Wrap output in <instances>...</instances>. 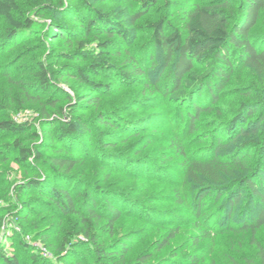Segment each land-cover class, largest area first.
<instances>
[{
    "label": "trees",
    "instance_id": "obj_1",
    "mask_svg": "<svg viewBox=\"0 0 264 264\" xmlns=\"http://www.w3.org/2000/svg\"><path fill=\"white\" fill-rule=\"evenodd\" d=\"M78 1L88 12L72 5V18L58 13L53 0L38 4L40 12L52 19V27L63 30L71 25L81 36L95 35L93 47L83 40L76 43L87 69L65 64V81L79 80L106 93L117 86L89 73L115 72L121 85L144 83L145 93L152 97L144 108L150 111L139 117L101 111L91 123L78 111L99 105L102 94L72 97L63 91L60 97H49L55 111L45 113L48 125L42 135L30 122L0 119V162L13 159L32 168V176L14 184L13 200L0 204V264H220L206 260L212 247L204 246L219 234H250L264 264V241L257 236L264 228V77L243 87L252 100L242 101L227 118L203 125L204 115L216 109L236 72L254 70L264 76V30H257L264 0H184L178 7L183 29L164 17L153 22L150 39L134 52L128 50L120 67L113 62L109 46L114 40H130L124 11L106 2ZM130 1L138 6L132 21L160 2ZM63 4L60 0L59 6ZM0 18L6 24L2 44L26 37L39 26L17 0H0ZM62 38L71 40L64 34ZM51 74L41 64L23 86L49 92L56 89ZM61 100L65 106H59ZM94 122L103 129L97 130ZM22 134L35 147L25 146ZM89 164L109 177L122 174L146 185L164 183L173 193L162 199L178 208H160L76 175ZM125 215L169 228L130 262L126 256L132 239L114 238L116 224ZM72 218L77 222L72 223ZM5 225L8 230L2 231ZM185 225L193 232L179 248L153 261ZM245 258V264H255Z\"/></svg>",
    "mask_w": 264,
    "mask_h": 264
},
{
    "label": "rangeland",
    "instance_id": "obj_2",
    "mask_svg": "<svg viewBox=\"0 0 264 264\" xmlns=\"http://www.w3.org/2000/svg\"><path fill=\"white\" fill-rule=\"evenodd\" d=\"M41 1L43 0H17L20 9L39 23L38 29L25 33L26 37L2 44L1 36L5 30L6 24L3 19L0 18V119L10 118L17 123L30 122L34 127L33 130L38 131L42 135L48 125L45 120V113L55 111V109L48 104L49 97L53 94H58L60 97L63 91L69 93L72 97L76 94H102L99 105L92 109L85 108L78 111V114H80L82 118L84 117L83 120H88L91 123L94 121L93 118H95L94 116L97 112L100 113L101 111H111V113L120 114V116L125 115L126 117L130 115L136 117L146 115V112L150 110L144 108V106H146L144 103L147 102L148 99L151 100L152 97H150L148 92L145 93V88L143 87L145 86L144 83H123L121 85L123 81L117 77L115 72L111 73L105 71L102 72L103 75L95 76L89 73L90 76L96 78L100 82H106L113 86H117L106 93H99L83 84L82 81L75 79H69V83L65 81V70H67L65 64L80 65L87 69L88 62L78 57L80 55L77 53L78 49L76 43L78 40H83L89 47H93L95 45L93 36L95 35L91 33L86 36H81L79 33L77 34L74 32L71 25L63 27V30L52 27V19L40 12L38 8V4ZM195 1L203 3L213 0ZM53 2L57 5L55 10L61 15L65 14L69 18H72V13L70 12L72 5L76 10L80 7L79 10L81 12L86 14L88 12L85 11L86 8L83 10V5L78 0H63L64 4L62 6H59L60 0H53ZM93 2L95 4L106 2L110 7L124 11L125 15L122 19L131 29L132 35L128 42L125 43L114 40L109 46V52L113 56V62L116 63L118 67L122 66L127 59L128 50L134 52L142 43L150 39L152 34L151 25L153 22L164 17L172 26H180L183 29V20L180 19L181 11H178V7L182 5L184 0H177L171 3L160 0V2L152 7L147 14L136 21H132L131 17H133L137 11L138 6L130 0L124 2L121 0H93ZM257 30H264V16ZM63 34L64 36H70L71 40L66 41L62 38ZM41 64H44V66L52 72L50 78L56 89L41 93L32 88L23 86V84L31 80L35 72L39 70ZM54 72L58 74H54ZM234 77V80L230 82L228 87L221 94L220 100L214 107L216 109L204 115L203 125L227 118V114L238 108L242 101L252 100V98H248V96L244 95L242 89L253 81H260L261 77L264 76L254 70H247L236 72ZM148 85H153V81L149 82ZM65 102V100H61L59 106L62 104L64 105ZM93 124L96 126L97 130L103 129L102 125L95 122ZM20 137L25 141V146L29 145L35 147L34 143L28 140L29 136L27 134H22ZM136 140L137 138L132 139L127 143V146H131ZM6 142L10 143L11 141L7 140ZM137 145L138 143H136V146ZM120 146L127 147L124 145ZM140 149L142 150V147H140L139 150ZM147 151L150 152L151 149H147ZM94 169H96L95 174ZM30 170H32V168L29 166H22L13 159L0 162V204L13 200L15 196L14 184L22 181L28 176H32V174L29 173ZM76 172L78 176L83 175L86 179L96 180L105 186H111L122 189L124 192H129L136 199L152 201L154 206L156 205L165 209L178 208L176 203L172 201L166 203V201L162 199L165 195L171 192L173 193L171 188L164 183L146 185L143 181L124 177L122 174H113L109 177V175L102 173L101 169L97 167L94 168L92 164H89L87 167L83 165V167L79 168ZM32 218L34 217H30L29 221L32 220ZM73 222H77V218H72V223ZM168 229V227L163 226L155 227L150 223L125 215L116 224V236L114 238L118 240L127 236L132 239L131 250L126 256V262H130L135 260L139 253L154 246L156 238H163ZM4 230H8L6 225L2 228V231ZM191 232H193V229L190 225L181 227L177 238L171 241L170 245L162 252L157 253L153 261H161L165 255L168 256L170 254L171 250L175 251L178 249V246L182 244L183 240H185ZM257 236L264 241V228L257 232ZM6 240L11 248L15 246L12 242L13 240L10 238ZM204 246L212 247L211 251L209 253L207 252V261L215 259L220 264H245V257L248 256L251 262L253 261L255 264H260V259L256 247L251 242L250 234H219L214 236L212 242H205ZM229 257H232V260H230Z\"/></svg>",
    "mask_w": 264,
    "mask_h": 264
},
{
    "label": "built area",
    "instance_id": "obj_3",
    "mask_svg": "<svg viewBox=\"0 0 264 264\" xmlns=\"http://www.w3.org/2000/svg\"><path fill=\"white\" fill-rule=\"evenodd\" d=\"M0 239H1V235H0Z\"/></svg>",
    "mask_w": 264,
    "mask_h": 264
}]
</instances>
